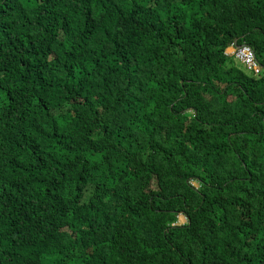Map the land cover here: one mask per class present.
<instances>
[{
    "label": "trees",
    "instance_id": "trees-1",
    "mask_svg": "<svg viewBox=\"0 0 264 264\" xmlns=\"http://www.w3.org/2000/svg\"><path fill=\"white\" fill-rule=\"evenodd\" d=\"M0 264H264V0H0Z\"/></svg>",
    "mask_w": 264,
    "mask_h": 264
},
{
    "label": "built area",
    "instance_id": "built-area-1",
    "mask_svg": "<svg viewBox=\"0 0 264 264\" xmlns=\"http://www.w3.org/2000/svg\"><path fill=\"white\" fill-rule=\"evenodd\" d=\"M230 47L231 53L229 55L236 57L240 61H244V65L247 67V69L253 71L255 60L253 57L252 49L245 44L236 45L235 43H232ZM254 71L257 72V69H254Z\"/></svg>",
    "mask_w": 264,
    "mask_h": 264
},
{
    "label": "rangeland",
    "instance_id": "rangeland-1",
    "mask_svg": "<svg viewBox=\"0 0 264 264\" xmlns=\"http://www.w3.org/2000/svg\"><path fill=\"white\" fill-rule=\"evenodd\" d=\"M230 49V50H229ZM252 52H253V50H252ZM225 53L226 54H230L231 53V47L229 46V48L227 47V48H225ZM253 57H254V60H255V66L253 67V73H255V74H258L259 73V71H260V66H259V64L257 63V61H256V59H255V56H254V52H253ZM235 59H237L236 57H234ZM237 61L239 62V63H241V64H244V61H240L239 59H237ZM254 69H257V72H255L254 71ZM178 218H179V222L180 223H184L186 220H185V218L183 217V216H181L180 214H179V216H178Z\"/></svg>",
    "mask_w": 264,
    "mask_h": 264
},
{
    "label": "bare ground",
    "instance_id": "bare-ground-1",
    "mask_svg": "<svg viewBox=\"0 0 264 264\" xmlns=\"http://www.w3.org/2000/svg\"><path fill=\"white\" fill-rule=\"evenodd\" d=\"M229 48V47H228ZM230 50V49H229Z\"/></svg>",
    "mask_w": 264,
    "mask_h": 264
}]
</instances>
